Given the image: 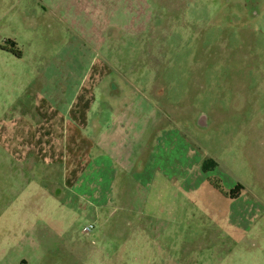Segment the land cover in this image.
<instances>
[{"label": "rangeland", "instance_id": "374dc122", "mask_svg": "<svg viewBox=\"0 0 264 264\" xmlns=\"http://www.w3.org/2000/svg\"><path fill=\"white\" fill-rule=\"evenodd\" d=\"M0 264H264V0H0Z\"/></svg>", "mask_w": 264, "mask_h": 264}, {"label": "crops", "instance_id": "0c3cea01", "mask_svg": "<svg viewBox=\"0 0 264 264\" xmlns=\"http://www.w3.org/2000/svg\"><path fill=\"white\" fill-rule=\"evenodd\" d=\"M99 84H100V83H99ZM115 88H116V91L119 93V95L116 94V95H114V96H116V97H120L121 95H123V94L117 89V87H115ZM98 90H99V89H98ZM75 111H76V110H75ZM118 122H119L118 125H117V121L113 123V127H114V128L111 129V130L113 131V134H111L112 139L119 138V137L122 135V132H123V119H122V120H119ZM112 131H111V132H112Z\"/></svg>", "mask_w": 264, "mask_h": 264}, {"label": "built area", "instance_id": "2783aa9c", "mask_svg": "<svg viewBox=\"0 0 264 264\" xmlns=\"http://www.w3.org/2000/svg\"><path fill=\"white\" fill-rule=\"evenodd\" d=\"M92 229H93V228H92V225H88V226H86V227H84V228L82 229V233H83V234H87V233H89Z\"/></svg>", "mask_w": 264, "mask_h": 264}, {"label": "flooded vegetation", "instance_id": "af4514ba", "mask_svg": "<svg viewBox=\"0 0 264 264\" xmlns=\"http://www.w3.org/2000/svg\"><path fill=\"white\" fill-rule=\"evenodd\" d=\"M113 83L110 84V89H107L108 93H110L111 91L113 90H116V86L115 85H112Z\"/></svg>", "mask_w": 264, "mask_h": 264}, {"label": "trees", "instance_id": "16d2710c", "mask_svg": "<svg viewBox=\"0 0 264 264\" xmlns=\"http://www.w3.org/2000/svg\"><path fill=\"white\" fill-rule=\"evenodd\" d=\"M203 166L205 167V166H207V165H206V164H204ZM204 167H203V168H204Z\"/></svg>", "mask_w": 264, "mask_h": 264}]
</instances>
